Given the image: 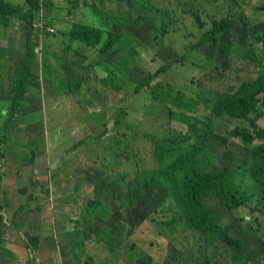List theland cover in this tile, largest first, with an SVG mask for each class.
I'll list each match as a JSON object with an SVG mask.
<instances>
[{
  "label": "rangeland",
  "instance_id": "rangeland-1",
  "mask_svg": "<svg viewBox=\"0 0 264 264\" xmlns=\"http://www.w3.org/2000/svg\"><path fill=\"white\" fill-rule=\"evenodd\" d=\"M52 1L29 16L27 0H5L17 9L7 24L0 21V264L263 261L264 200L247 149L231 133L244 121L217 116L212 105L219 93L264 71V61L249 56L263 54L264 0ZM225 17L233 22L217 42L196 44L215 19ZM32 21L38 38L32 86L41 84L34 90L40 112L30 114L27 97L17 120L6 123L8 90ZM74 23L120 33L121 45L102 53L108 32L96 47L72 41ZM224 44L230 45L226 56ZM165 64L151 80L154 91L158 82L169 84L185 102H196L190 109L153 99L148 86L136 89ZM51 97L60 105L51 108ZM179 112L189 118L179 120ZM257 124L264 129V114ZM179 134L206 149L212 169L234 171L240 193L233 206L214 193L204 202L236 244L207 246L178 192L164 198L137 181L139 171L159 165L157 140ZM31 220L47 222L50 249L43 241L39 251L36 233L45 230L26 226Z\"/></svg>",
  "mask_w": 264,
  "mask_h": 264
},
{
  "label": "trees",
  "instance_id": "trees-1",
  "mask_svg": "<svg viewBox=\"0 0 264 264\" xmlns=\"http://www.w3.org/2000/svg\"><path fill=\"white\" fill-rule=\"evenodd\" d=\"M27 1L29 16L43 6L53 4L52 0H46L44 3L40 0ZM261 8L264 10V6H261ZM16 9L17 7L12 3L0 0V21L7 24L9 15L14 13ZM195 17L199 20L197 14H195ZM232 22V17L215 19L212 27L203 34L202 39L196 44L200 45L205 41L217 42L220 34L226 31L232 25ZM33 25L32 21L30 27L27 28V50L21 59L20 67H17L15 71L13 95L6 123L12 121L16 110L19 108L20 101L24 98L27 78L29 74L31 75L32 63L37 57L35 47L38 38L32 33ZM105 32H108V35L103 41ZM69 34L72 41L77 40L89 47H96L103 41L100 50L107 55H110L108 53L113 51L116 43L121 45L118 39L120 33L111 29L106 31V28L94 24L74 23L69 29ZM220 49L225 56L231 52L229 44L222 45ZM261 51L263 52L261 58H258L254 51L253 53L250 52L249 55L251 58L258 60V64H262L264 61V46H262ZM166 65L168 64L163 65L157 72L149 73L140 80L136 89L139 90L144 86H148L153 99L166 104H175L181 110L190 109L196 102L190 100L185 102L183 92L170 87L169 84L166 88L162 82H158L154 91L153 87L155 86L152 85L151 80L158 75L159 71L166 69ZM106 77L110 76L106 75ZM259 101H263L264 105V71H261L254 79H243L238 87L232 91L219 93L212 105V111L217 116L226 115L244 121L243 124L236 125L231 133L240 136L247 149L250 158V172L256 178L259 191L262 193L264 200V129L258 127L257 124L259 117L264 114V108L260 106ZM171 113H173L172 109ZM179 114V120H186L188 114L180 112ZM258 138L263 140L256 142ZM157 143L156 159L159 165L156 168L139 171L136 174L137 181L141 185L160 193L164 198L170 196L173 192H178L187 210V218L190 220L191 225L203 232L207 246H211L218 241L236 244L237 239L229 234L223 225L216 220L215 214L206 208L204 202L205 197L214 193L225 201L228 206H233L234 198L240 193L237 184H235L236 175L234 171L228 167L219 170L212 169L210 167L212 158L205 160L207 157L205 154L206 149L204 150L199 144L190 143L188 136L183 134L159 139ZM257 264H264V260L258 261Z\"/></svg>",
  "mask_w": 264,
  "mask_h": 264
},
{
  "label": "crops",
  "instance_id": "crops-1",
  "mask_svg": "<svg viewBox=\"0 0 264 264\" xmlns=\"http://www.w3.org/2000/svg\"><path fill=\"white\" fill-rule=\"evenodd\" d=\"M101 27V26H100ZM67 35V34H66ZM63 37H65V36H63ZM71 39V38H70ZM37 52L39 53V49H37ZM33 64V63H32ZM12 73V72H11ZM32 76H33V73L31 72V75L29 74V76H28V78H27V82H26V92H25V95H24V98H23V100H21L20 101V105H19V108L16 110V112H15V115H14V118L13 119H15V117H16V120H17V116L16 115H18L17 113H20V111L24 108V107H26L25 106V104H28V102H27V97H30V100H29V104H28V107L30 108L29 109V112H30V114L32 113V111H34V110H37L38 111V113L40 112V106H39V102H38V100L34 97V90H36L37 88H38V86H40L41 84H40V82H36L37 83V87H35V86H32V84H33V80H32ZM39 79V78H38ZM38 79H36V80H38ZM13 81H15V78L12 80V82ZM32 86V87H31ZM9 91V97H7V99H9V103H10V105H11V100H12V95H13V84L11 85V87H10V89L8 90ZM52 95V90H51V93H50V96ZM0 99H2V98H0ZM47 102L49 103V104H52L51 105V108L53 107V106H58V105H60V101L57 99L56 100V102H58V103H56L55 104V102H53L52 101V97L51 98H49L48 100H47ZM37 103V104H36ZM10 105L8 106L9 108H10ZM71 105H74L73 103L71 104ZM71 105H68V106H66L67 107V110L70 112V113H73L74 114V112L76 111L75 109H73V108H71ZM8 112H9V110H8ZM8 114V113H7ZM12 119V120H13ZM73 123H75L76 124V120L73 122ZM103 131V130H102ZM48 137V136H47ZM21 222H23L22 220H20ZM17 223V222H16ZM15 223V224H16ZM24 223V222H23ZM45 224H47V222H43V223H40V222H38V220H31L30 222H26L25 223V225L26 226H28L29 228H31V229H33V230H35V229H43V230H45V232L44 231H39V232H37L36 233V236H37V238H38V241H40V243H39V247H38V249H39V251L40 250H42V248L44 247V244H43V241H44V243L46 244V246L50 249L51 247H52V242H50V241H48L47 240V236H48V234H49V230H47V229H45ZM46 231H49V232H46ZM52 233V232H51ZM2 235H3V233L1 234L0 233V236H1V238H0V247L2 246V245H4V242L3 241H5L4 240V238L2 237ZM7 264H12L10 261H8V263Z\"/></svg>",
  "mask_w": 264,
  "mask_h": 264
},
{
  "label": "built area",
  "instance_id": "built-area-1",
  "mask_svg": "<svg viewBox=\"0 0 264 264\" xmlns=\"http://www.w3.org/2000/svg\"><path fill=\"white\" fill-rule=\"evenodd\" d=\"M41 25H42L41 27H43V24H41ZM41 34H43V31L40 32V35H41ZM37 49H38V48H36V51H37Z\"/></svg>",
  "mask_w": 264,
  "mask_h": 264
},
{
  "label": "bare ground",
  "instance_id": "bare-ground-1",
  "mask_svg": "<svg viewBox=\"0 0 264 264\" xmlns=\"http://www.w3.org/2000/svg\"><path fill=\"white\" fill-rule=\"evenodd\" d=\"M94 185V184H93Z\"/></svg>",
  "mask_w": 264,
  "mask_h": 264
}]
</instances>
